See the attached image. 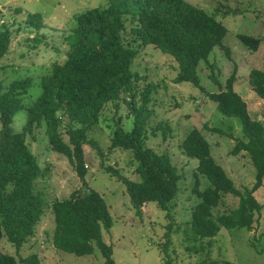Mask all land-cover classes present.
<instances>
[{
	"label": "trees",
	"instance_id": "trees-1",
	"mask_svg": "<svg viewBox=\"0 0 264 264\" xmlns=\"http://www.w3.org/2000/svg\"><path fill=\"white\" fill-rule=\"evenodd\" d=\"M127 21L143 46L152 45L174 59L176 84L187 82L203 90L197 74L199 62H207L216 47L228 54L223 45L227 28L214 15L185 0H106L104 6L77 14L66 36V61L52 64L49 74L40 78L36 86L41 93L36 100L27 106L23 99V94L33 88L32 78L14 80L0 92V240L5 238L17 253L33 236L44 213L43 197L34 189L42 170L26 143L27 135L40 127H44L51 151L64 156L81 185L87 187L83 147L85 144L97 147V142L88 139L86 133L99 122L107 105L117 109L122 98L130 109L133 124L129 131L116 127L111 147L132 152L129 160L139 180H131L110 167L105 171L125 187L138 215L148 202L167 212L177 194L178 169L167 154H158L146 146V123L153 113L146 106L150 90L140 93L139 78L131 71L138 51L126 46L122 38ZM27 22L35 32L42 28L40 14L28 15ZM238 39L252 50H257L260 44L258 39L243 34ZM10 43L9 32H0V59L9 51ZM210 78L218 85V91L206 96L222 116L237 119L240 124L243 138H232L235 145L230 153L248 155L255 168V181L251 188H236L211 156L210 144L198 129L190 130L184 137L183 155L197 161L192 193L199 199L186 223L184 239L189 243L207 240L208 246L222 228L250 231L260 217L264 222V208L253 196L264 179V124L250 117L246 102L233 90L235 72L224 85L215 76ZM248 84L264 101V71L250 70ZM24 108L27 119L22 132L16 133L11 123ZM61 127L67 142L63 140ZM215 131L225 133L221 129ZM201 177L209 182L203 190L199 189ZM227 195L238 198L237 206L215 214L213 210ZM50 211L55 249L82 257L91 255L95 245L104 264H114L112 249L102 240L101 233L109 231L113 223L98 192L75 191L67 199L52 202ZM0 264H40V261L36 254L16 258L0 252Z\"/></svg>",
	"mask_w": 264,
	"mask_h": 264
},
{
	"label": "rangeland",
	"instance_id": "rangeland-1",
	"mask_svg": "<svg viewBox=\"0 0 264 264\" xmlns=\"http://www.w3.org/2000/svg\"><path fill=\"white\" fill-rule=\"evenodd\" d=\"M185 1L214 15L227 28L223 45L228 54L216 47L207 62L198 64L197 74L203 90L187 82L174 83L177 63L156 47L143 46L140 40L135 39L131 31L133 25L129 21L124 23L125 29L121 32L126 46L138 51L131 71L139 78V92L150 90L146 106L153 113L146 123V146L158 154H167L180 175L178 191L168 211L164 212L155 203L148 202L138 215L130 204L125 187L105 171L110 167L131 180H139L129 160L132 152L111 147L116 127L129 131L133 124L130 109L121 98L117 102L119 107L107 105L99 122L86 133L88 139L97 142V147L90 144L83 147L87 187L81 185L70 162L51 151L44 127L27 135L26 143L42 170L34 189L43 197L44 213L33 236L18 253L5 238L0 240L1 253L16 258L36 254L40 264H104V258L95 245L91 255L82 257L53 247L51 203L67 199L75 191L86 193L89 189L102 196L111 216L112 227L101 233L102 240L112 249L114 264H264V222L261 217L253 223L250 231L222 228L210 246L207 240L185 241L186 223L199 199L192 193L197 161L186 158L181 151V143L187 133L198 129L210 144L211 156L235 187H252L255 168L248 155L245 152L230 153L235 145L232 138H243L240 124L237 119L222 116L206 95L218 91L211 75L224 85L235 72L233 90L248 104L251 118L264 124V101L248 84L250 70L264 71V0ZM105 3L106 0H0V32L7 30L11 37L9 51L0 59V92L8 89L14 80L32 78L33 88L23 94L24 103L31 105L41 93L36 86L40 78L49 74L52 64L66 61V36L73 27L74 17ZM32 14H40L42 18V28L36 32L27 22V16ZM241 34L258 39L257 50L243 45L238 39ZM26 119V109L18 111L11 123L12 130L22 132ZM62 128L63 140L67 142ZM215 129H221L232 137ZM208 186L206 178L201 177L199 189ZM253 196L264 208V183ZM237 203L238 198L227 195L213 211L215 214L225 213L235 208Z\"/></svg>",
	"mask_w": 264,
	"mask_h": 264
},
{
	"label": "crops",
	"instance_id": "crops-1",
	"mask_svg": "<svg viewBox=\"0 0 264 264\" xmlns=\"http://www.w3.org/2000/svg\"><path fill=\"white\" fill-rule=\"evenodd\" d=\"M242 98V97H241ZM243 99V98H242ZM244 100V99H243ZM245 101V100H244ZM246 105H247V110L249 111V108H248V104L246 103ZM249 113V112H248ZM251 117V116H250ZM264 183V182H263Z\"/></svg>",
	"mask_w": 264,
	"mask_h": 264
}]
</instances>
